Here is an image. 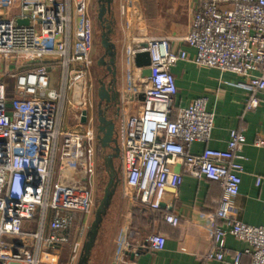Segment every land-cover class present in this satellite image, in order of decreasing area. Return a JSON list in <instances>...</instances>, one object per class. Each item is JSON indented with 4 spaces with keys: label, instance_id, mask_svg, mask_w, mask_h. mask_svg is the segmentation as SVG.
<instances>
[{
    "label": "built area",
    "instance_id": "2783aa9c",
    "mask_svg": "<svg viewBox=\"0 0 264 264\" xmlns=\"http://www.w3.org/2000/svg\"><path fill=\"white\" fill-rule=\"evenodd\" d=\"M10 1L0 0V5ZM71 1L17 0L20 14L16 18L0 16V64L11 61L15 66L13 99L8 84L0 82V264H40L42 248L70 247L76 259L80 244L72 241V231L77 225L82 236L93 213L98 147L88 83L93 47L80 24L81 37L71 55ZM78 1L82 7L89 0ZM18 20L29 24L20 26ZM186 41L196 51L194 64L247 80L248 110L264 104L259 97H264V0H205ZM147 45L130 52L132 62L138 54L148 53L152 71L149 79L129 91L144 97L136 114L125 117L123 106L129 94H120L116 137L121 183L136 204L154 213L171 210L165 204L167 190L176 194L183 176L219 184L223 197L214 202L208 223L214 226L218 220H227L229 229H212L202 264L240 263L241 254L234 263L225 260L228 233L250 244L253 250L246 253L252 256L251 264H264V227L228 219L223 211L240 193L244 134L232 131L226 150L191 154L193 144L211 140L215 116L201 98L173 119L178 87L172 68L189 57L186 52L172 53L166 40L152 39ZM50 58L55 66L47 67ZM56 72L59 90L52 88L51 76ZM78 84L82 91L77 100ZM83 112H87L85 123ZM255 147H264V142L257 141ZM260 183L258 179L257 186ZM48 210L53 217L44 238ZM38 214L39 233L24 234L23 225ZM164 221L177 226L179 218L168 214ZM146 246L162 252L166 238L153 233Z\"/></svg>",
    "mask_w": 264,
    "mask_h": 264
},
{
    "label": "crops",
    "instance_id": "0c3cea01",
    "mask_svg": "<svg viewBox=\"0 0 264 264\" xmlns=\"http://www.w3.org/2000/svg\"><path fill=\"white\" fill-rule=\"evenodd\" d=\"M204 2L205 0H113L112 10L106 18L113 30L111 42L116 47V92L127 95L131 89L142 83L141 70L135 66L134 61H130V52L136 45L159 39L166 40L174 54L186 52L189 60L180 61L172 68L178 87L173 119H177L179 111L188 108L195 100L201 98L206 100L207 111L214 114L215 123L211 140L206 144H193L190 149L193 155H200L206 149L226 150L232 131L244 134L246 145L241 152L243 160L240 163L244 172L241 175L240 193L229 205L223 207V211L228 219L249 226L264 227V147H255L257 141L264 142V104L253 111L248 110L250 93L247 80L234 74L202 68L193 63L196 51L189 46L186 38L192 30L194 15ZM78 3V0L71 1V55L75 54L81 37L78 32V26L81 24L86 33L84 35L92 43L91 58L98 66L103 56L100 44L102 30L98 22L100 2L89 0L82 7L78 6ZM19 14L17 0H12V4L10 1L0 5L2 18L14 19ZM82 14L85 20L82 19ZM54 60V58L48 59L47 67L55 66L52 64ZM14 67L11 61L6 62L5 65L0 64V82L8 84V90L12 82V91L8 92L12 94V99L15 85ZM99 70L102 77L105 72L100 67ZM96 76L97 72L92 68L88 83L91 88L90 100L95 130L97 98L91 83ZM53 83L52 88L55 89ZM129 96L130 94L123 106L126 118L136 114L141 106L140 100L130 101ZM259 97L262 100L264 98L262 95ZM118 111L119 108H115L110 118H115ZM118 127L116 119V131ZM102 152L101 150V156L105 158L111 154L110 151H106L105 155ZM98 156L97 147L96 166ZM119 158L113 162L115 168H120ZM106 171L109 176L111 170L106 168ZM117 177L120 184L103 220L88 264H202L201 257L210 249L209 234L212 229L214 227L229 229L227 220H218L214 226L208 223V215L216 208L214 202L223 197L221 187L215 182L183 176L182 185L177 193L168 192L165 198V204L171 206V210L167 212L163 209L154 213L136 204L132 193L128 192L121 183L120 173ZM258 179L261 180L259 186H257ZM168 214L179 218L177 226L169 225L164 221V217ZM52 217V212L48 210L42 227L44 238L49 235ZM93 217L92 215L88 219L82 236L78 233L77 225L72 231V241L80 244L76 259L68 261L69 259L66 258L65 255L71 251L68 249L70 247L55 250L42 248L39 255L40 264H60L64 258L66 264H78L87 232L94 221L91 220ZM22 230L24 234H38L40 215L38 214L33 221L25 223ZM153 233L166 238L164 251L152 252L147 248L146 239ZM7 241L20 243L19 240ZM225 246L226 261L234 263L237 254H241L239 264L252 263V256L246 253L253 250L249 243L228 233ZM32 247H35V244Z\"/></svg>",
    "mask_w": 264,
    "mask_h": 264
},
{
    "label": "water",
    "instance_id": "95a60500",
    "mask_svg": "<svg viewBox=\"0 0 264 264\" xmlns=\"http://www.w3.org/2000/svg\"><path fill=\"white\" fill-rule=\"evenodd\" d=\"M98 22L101 25V47L103 49V56L98 62V66L104 70V75L99 77L97 80V88L95 95L97 98V103H95V115H96V132L98 145L104 151H110L111 154L105 158L106 168L110 169L109 182L105 189L104 196L98 209L95 212L94 221L87 232L86 242L83 246L82 255L78 264H88L91 256L92 249L95 245L99 230L102 226L103 220L106 217L107 211L109 210L112 200L115 196L117 188L120 181L114 175L115 167L114 160L120 157V150L117 141V131H116V119L110 118L112 111L118 108L120 104V94L116 92V47L111 42V34L113 32L110 22L107 20L106 16L112 10L113 0H98ZM17 24L20 26H27L29 24L28 20H18ZM148 47L147 43L138 44L135 49H146ZM135 66L141 70L142 78L149 79L152 76V71L150 70L151 61L150 55L148 53L138 54L134 59ZM82 91V85L78 84L75 88V99L78 100ZM130 101L140 100L143 101V95L131 94L129 96ZM87 112H83L82 122H86ZM167 192H174L172 190H167Z\"/></svg>",
    "mask_w": 264,
    "mask_h": 264
},
{
    "label": "rangeland",
    "instance_id": "374dc122",
    "mask_svg": "<svg viewBox=\"0 0 264 264\" xmlns=\"http://www.w3.org/2000/svg\"><path fill=\"white\" fill-rule=\"evenodd\" d=\"M96 64L97 63L95 61H93L92 68L94 69V71L96 70V72H97L96 78L91 83L93 88H94V91H96L97 80L100 77V74H99L100 70H99V67ZM51 77H52V80L54 81V83H53L54 86L53 87L55 89H59L60 80H59L58 74L54 73V74H52ZM10 85H11V88L9 90L12 91V82H11ZM9 90H8V92H9ZM97 145H98V141H97ZM98 147H100V146L98 145ZM102 151H103L102 152L103 155H105L106 151H104V150H102ZM98 155L99 156L97 157L98 162H97V166H96L95 184H94V208H93V214H92L94 217L91 219L92 221L95 218V212L98 209V207L100 205V202L103 199L105 189H106V187L108 185V182H109L108 172L106 171L105 157L101 156L100 152H98ZM115 164H117V163H115ZM68 249L70 250V248H68ZM65 256H66V258L69 259V260L67 259L68 261L72 260L71 251H69ZM61 261H63V262H61L60 264H66L65 258L63 260H61Z\"/></svg>",
    "mask_w": 264,
    "mask_h": 264
},
{
    "label": "flooded vegetation",
    "instance_id": "af4514ba",
    "mask_svg": "<svg viewBox=\"0 0 264 264\" xmlns=\"http://www.w3.org/2000/svg\"><path fill=\"white\" fill-rule=\"evenodd\" d=\"M115 170L116 171H114V175L116 176V178H118L117 176H118V174H119V172H120V168H115ZM110 174V173H109Z\"/></svg>",
    "mask_w": 264,
    "mask_h": 264
},
{
    "label": "trees",
    "instance_id": "16d2710c",
    "mask_svg": "<svg viewBox=\"0 0 264 264\" xmlns=\"http://www.w3.org/2000/svg\"><path fill=\"white\" fill-rule=\"evenodd\" d=\"M11 96H12V94H9L10 99H11ZM101 150L102 149L100 147H98V152H100Z\"/></svg>",
    "mask_w": 264,
    "mask_h": 264
}]
</instances>
